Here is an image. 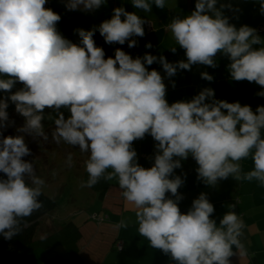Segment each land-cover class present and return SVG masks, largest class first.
<instances>
[{
    "label": "clouds",
    "instance_id": "obj_1",
    "mask_svg": "<svg viewBox=\"0 0 264 264\" xmlns=\"http://www.w3.org/2000/svg\"><path fill=\"white\" fill-rule=\"evenodd\" d=\"M130 2L144 13L153 5L166 6V0ZM255 2L264 15V0ZM47 3L0 0V92L5 94L0 97V173L6 177L0 178V235L11 239L21 231V221L43 207L38 197L45 180L35 174L33 162L24 159L32 155L25 137L48 142L44 121H49L54 125L52 142L87 156L83 167L88 178L80 186L115 180L126 204L135 209L138 234L153 249L175 264H231L233 255L246 256L241 242L245 225L235 205L219 225L206 193L182 212L178 189L185 181L174 173L191 157L198 166L197 179L206 186L216 187L229 177L264 186V105L253 110L239 101L216 99L210 87L190 100L169 103L164 77L150 66L159 63L171 79L192 65L216 68L221 54L230 61L231 79L255 83L261 88L255 95L264 98V37L254 27L230 22L241 11L230 2L195 0L190 14L174 16L165 25L174 41L171 52L179 46L186 60L170 63L150 52L133 57L120 47L106 57L94 40L97 32L108 45L134 48L135 38L146 34L147 20L119 6L99 25L75 29L79 42L74 43L58 30L61 16ZM106 4L65 0L64 6L92 13ZM145 48L153 45L149 42ZM201 77L214 79L207 72ZM10 103L23 124L16 127V135L5 136L4 131L15 126L7 111ZM146 136L154 141L150 167L139 163L134 147ZM249 158L253 167L245 172L241 162ZM65 164L74 165L72 152ZM120 227L126 228L127 222L121 220Z\"/></svg>",
    "mask_w": 264,
    "mask_h": 264
},
{
    "label": "crops",
    "instance_id": "obj_2",
    "mask_svg": "<svg viewBox=\"0 0 264 264\" xmlns=\"http://www.w3.org/2000/svg\"><path fill=\"white\" fill-rule=\"evenodd\" d=\"M48 2L50 5L47 7L61 16L57 28L65 38L78 37L75 29H91L103 20L111 18L114 8L124 6L127 11H135L142 18L150 21L152 27L148 29L145 26V36L135 38L138 40L136 47L128 48L127 43L124 45L105 44L108 51H110V47L111 51L120 47L133 57L150 52L153 55L165 56L170 63L186 60L184 51L179 46H176L175 54L171 52L170 47L174 45V41L171 39L170 33L165 30V25L174 16L190 14L194 10L195 0H166L164 9L156 8L153 5L150 13L134 9L130 0H107L105 6L92 13L68 11L64 6L65 0H48ZM229 2L234 7L241 9L237 14L238 19L232 18L233 13L225 10V15L232 18L230 19L231 23L237 27L245 24L256 29L260 26L264 27V15L259 13V4L255 0H218V4ZM258 33L264 37V31H258ZM149 42L153 48L146 49L145 45ZM216 62L218 65L216 68L201 64L192 65L190 70H179L171 79L166 76L159 63H154L150 69H156L164 77L167 86L166 98L169 103L190 100L199 94L203 88L210 87L214 89L216 99L228 102L239 101L241 104L250 105L253 110L258 105H264V98L255 95L261 90L258 85L248 81L237 82L231 79L227 70V65L230 63L227 57L217 54ZM203 72L212 75L213 81L203 79L201 77ZM171 81L175 82V87L172 86ZM134 147L138 153L139 163L144 167H150L152 161L149 158L154 153L153 139L146 136L143 140L135 141ZM241 164L245 172L253 167L251 158L242 161ZM197 167L195 161L189 157L186 161H182L180 169L175 170L174 174L180 175L185 181L178 189V192L183 196L179 202L181 211L186 213L191 207L192 201L198 198L200 193H206L215 209L212 218L219 225L223 215L230 211L229 203L237 199L235 211L244 221L245 227L241 242L247 249V255H233L230 257L231 264H264V186L256 181L237 182L231 177L221 180L216 187L206 186L197 179L195 171ZM113 182L116 183L115 180ZM83 188L85 190L80 188V193L88 198L91 197L87 208L88 213L74 215L68 219L75 223L81 231V238L78 242L79 254L82 258L81 264H175V261L169 256L163 254L161 250L153 249L148 241L138 234L135 209L126 204L117 183L112 188L111 181V185L101 200L96 198V194L92 190ZM92 212L101 216L102 220L100 222L93 220L90 217L94 214ZM51 219H55L53 215H51ZM121 220L127 222L126 228L120 227ZM51 221L50 224H53ZM56 224H61V222ZM119 241L122 242V249L117 247ZM13 264L72 263L66 248L63 245H58L49 253L44 252L42 248H36Z\"/></svg>",
    "mask_w": 264,
    "mask_h": 264
},
{
    "label": "trees",
    "instance_id": "obj_3",
    "mask_svg": "<svg viewBox=\"0 0 264 264\" xmlns=\"http://www.w3.org/2000/svg\"><path fill=\"white\" fill-rule=\"evenodd\" d=\"M66 38L74 43L79 42V37ZM94 40L97 46L104 48L106 57L114 55V50L108 51L106 49V43L100 36L99 32L94 35ZM16 87H21V85L17 84ZM4 95L5 94L3 92H0V97ZM7 111L9 112V116L13 117L16 120L23 121V117L15 113L14 105H12L11 103ZM65 115L67 116V113H65ZM44 124L45 131L51 127H54V125L49 121H44ZM6 133L7 135H9L7 129L4 131L5 136H7ZM0 178L6 177L3 173H0ZM87 178V173L84 170L82 173L81 180L86 181ZM28 182L30 183V180ZM110 185L111 181L101 179L95 186L87 189L92 190L96 194V198L101 200L106 194L107 189ZM38 200L42 202L43 207L38 211H35L30 217L24 218V220L21 221V231L18 234L14 235L11 239H6L3 235H0V264H13L15 262H18L20 259L24 258L28 253H30L36 248H42L44 252L49 253L58 245H63L66 248L69 259L72 264H81L82 258L79 254L78 247V242L81 238V231L79 227L72 221L61 222V224H56L54 226L56 219L51 221L53 222V224H43L44 222L42 223L41 221L42 217L51 214V212L56 210L57 203L53 198L46 195L43 191L42 195L38 197ZM94 214L98 217H101L97 213ZM92 219L97 221V219ZM43 225H45V227ZM42 227L45 228V232H43L41 236H37L38 229ZM41 237L44 238L42 239Z\"/></svg>",
    "mask_w": 264,
    "mask_h": 264
},
{
    "label": "rangeland",
    "instance_id": "obj_4",
    "mask_svg": "<svg viewBox=\"0 0 264 264\" xmlns=\"http://www.w3.org/2000/svg\"><path fill=\"white\" fill-rule=\"evenodd\" d=\"M109 50H112L111 47ZM10 119L15 121V126L7 128V131L9 135H16V127L21 126L23 121L16 120L11 116ZM53 128L46 130L49 134L48 142H43L40 138L33 139L31 136H26L25 141L31 149L32 155L24 157L25 160L33 162L35 174L45 180L42 191L57 203L56 210L42 217V223L49 225L52 220L51 215L56 219H54L56 224L68 220L71 216L88 213V203H90L89 200L91 201V197L88 198L80 193V188L85 190L80 184L84 171L83 162L87 158L86 154L80 153L78 148H71L64 144L57 145L52 142L51 131ZM68 152L74 154L72 167L65 164ZM53 171L56 172L55 176L52 175ZM116 183L112 181V188L116 186ZM43 226L45 227V225ZM44 227L38 229L37 236H41L45 232Z\"/></svg>",
    "mask_w": 264,
    "mask_h": 264
},
{
    "label": "built area",
    "instance_id": "obj_5",
    "mask_svg": "<svg viewBox=\"0 0 264 264\" xmlns=\"http://www.w3.org/2000/svg\"><path fill=\"white\" fill-rule=\"evenodd\" d=\"M49 5H50V3L48 2V3L46 4V7L49 6ZM146 27H147L148 29H151V27H152V23H151L150 21H147ZM257 30H258V31H264V27L260 26ZM236 203H237V199H235L234 201H231L230 205H235V207H236ZM234 209H235V208H234ZM230 210H231V208H230ZM91 217L94 218V219H97V221L102 220L101 217H98V216H96L95 214H92ZM117 247H118V249H122V247H123V246H122V242L119 241V242L117 243Z\"/></svg>",
    "mask_w": 264,
    "mask_h": 264
}]
</instances>
